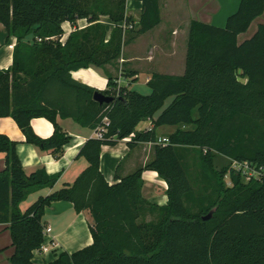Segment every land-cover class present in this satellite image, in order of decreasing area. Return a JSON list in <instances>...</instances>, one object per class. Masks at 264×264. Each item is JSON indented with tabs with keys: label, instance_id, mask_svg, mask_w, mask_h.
Listing matches in <instances>:
<instances>
[{
	"label": "trees",
	"instance_id": "1",
	"mask_svg": "<svg viewBox=\"0 0 264 264\" xmlns=\"http://www.w3.org/2000/svg\"><path fill=\"white\" fill-rule=\"evenodd\" d=\"M137 1L138 26L127 9ZM263 15L264 0H241L224 27L191 21L184 74L153 73L147 82L152 92L143 95L119 85L107 68L121 59L125 45L162 23L160 0H0V24L8 40L17 39L12 66L0 70V118L14 119L27 143L57 160L71 142L58 117L106 130L80 149L88 168L75 182L25 212L20 206L27 197L55 187L60 174L44 168L27 174L16 142L0 134V224L12 236L10 263L34 264L35 251L46 243V209L67 202L78 214L90 212L93 244L73 254L63 251L46 264H264V176L247 183L232 164L222 171L213 164L221 156L264 168V24L239 41ZM78 20H87L88 27L62 43V25ZM93 67L108 77L104 92L72 78V72ZM97 92L114 101L101 105L94 100ZM40 117L54 125L51 138L35 135L31 122ZM143 121H152L153 128L138 132ZM191 125V131L177 129L168 144L158 142L157 128ZM127 139L131 148L154 145V156L110 184L100 167L102 148ZM192 150L197 155L190 162ZM145 171L167 183V205L144 196Z\"/></svg>",
	"mask_w": 264,
	"mask_h": 264
},
{
	"label": "crops",
	"instance_id": "2",
	"mask_svg": "<svg viewBox=\"0 0 264 264\" xmlns=\"http://www.w3.org/2000/svg\"><path fill=\"white\" fill-rule=\"evenodd\" d=\"M241 0H160L162 23L154 30L139 35L138 38L128 46L137 48L138 45L146 40L145 38L160 33V37L164 44L155 45V51L151 45L146 47V59L135 57L136 60H146L155 62L151 64L150 75L146 74L144 84L148 86V80L153 73H161L166 75H177L178 72H185V58L187 50L188 29L191 21L196 20L202 23L214 25L216 27H224L229 17L234 15L240 6ZM128 14L133 16L135 20L140 19L142 11V3L129 2ZM264 24V15L257 18L250 26L247 33L239 36V41L243 42L252 38L258 31V26ZM79 25L88 26L86 20H78L76 24L66 22L62 25L64 37L62 43H65L71 32L77 29ZM112 25V24H111ZM6 29L0 24V70H6L13 64L14 48L17 45V39L11 38L8 40ZM178 39H184L183 44V59L179 69L174 68L176 56L178 54ZM33 40V36L27 38V42ZM156 44V43H155ZM158 54V55H157ZM166 64V65H165ZM112 69L111 66H108ZM137 71V70H136ZM113 78L120 80L122 86H127L130 90L133 87L141 85V75L132 73L128 77L118 78L115 73L109 72ZM72 78L82 84L91 86L98 91H106L108 88V77L101 70L96 68L83 69L72 72ZM115 80V81H116ZM158 114L156 116V119ZM58 124L62 131L71 138V142L65 146L64 155L58 160L54 158L51 152L43 151L27 143V137L23 135L16 121L11 117L0 118V134L8 136L12 141L16 142V151L19 155L23 169L30 174L39 169H46L50 175L60 174L59 181L53 188H44L41 191L29 195L20 208L25 212L28 207L36 203L42 196H48L65 184H73L76 178L88 167V163L84 158L79 157L80 149L84 144L96 138L97 134L94 129L83 128L73 119H62L58 117ZM32 129L40 138L48 139L53 136L55 131L54 125L45 118H36L31 122ZM153 128L152 121H143L137 127V131H145ZM177 129H182V126L168 127L163 126L157 128L158 138H168L174 134ZM129 139L120 142L116 146L103 147L101 155V170L106 180L110 184H115L116 179L124 178L126 175L135 172L136 170L145 167L146 160L144 151L149 150L150 143H141L134 147L128 146ZM146 145V146H144ZM141 149H144L141 151ZM154 156H151V158ZM5 169V158L0 154V172ZM145 187L143 190L144 196L155 205L165 206L169 199L167 198L168 185L155 172L145 171L143 173ZM46 227H51V237L47 243L49 248L48 253L42 250L35 251L34 264H46L55 259L63 251H68L73 254L77 250L91 246L93 244V236L90 232V227L93 223V218L89 211H84L80 214L76 213L74 206L71 203L59 202L48 207L44 216ZM53 243V244H51ZM49 244V245H48ZM45 245V246H46ZM14 254L12 245V236L8 230V225L0 224V264H11L10 259Z\"/></svg>",
	"mask_w": 264,
	"mask_h": 264
},
{
	"label": "rangeland",
	"instance_id": "3",
	"mask_svg": "<svg viewBox=\"0 0 264 264\" xmlns=\"http://www.w3.org/2000/svg\"><path fill=\"white\" fill-rule=\"evenodd\" d=\"M108 22H109V20L107 18H104V23H108ZM138 22H139V19L137 18V20H136L137 26H138ZM107 25H108L109 31H111L114 28V25H111V24H107ZM77 29H78V27H77ZM131 35H134V34L131 33ZM145 39L146 40H143L138 45L137 48H132L131 46L125 45L122 49L123 54H122L121 59L117 61V63L112 67V69L108 67L107 70H108V72L113 73V75L116 73L118 75V78H122L121 77L122 71L125 73L124 76H126V77H128L132 73H137L138 75L140 73H143L141 75V79H140L142 84L139 86L133 87L131 90L138 92V93H141L143 95H150L152 91L149 88V86L144 84V82H145L146 74L150 75V73H151V69H152L151 64L152 65H153V63L155 64L157 60L155 62H148L146 60L140 61V59H139V61H138L135 59L134 56L146 59V57L148 58V56L146 55V50H147L146 47L148 45H151L152 49H154V51H155V45H161V44H164V42L162 41V38L160 37V33H158V32H155V34L152 36V38L147 37ZM183 44H184V39H182V40L178 39V47H177L178 48V54L176 56V61L174 63V68L177 70L181 66L180 64L182 63V59H183V54H182L184 51ZM185 48H186V50L188 49L187 45H185ZM102 72L104 73V71H102ZM183 74H184V71L177 73V75H183ZM241 80L243 82L246 81L245 79H241ZM117 83H119V85L122 86V83H120V80H117ZM172 101H173V99L169 100L166 103L165 108H167L172 103ZM195 118H198L197 113H195ZM182 128L186 131H191V130L195 129V126L194 125L182 126ZM144 146H146V145H144ZM148 147H149L148 148L149 150L146 149L143 152L144 156H145V160L147 161L146 164L153 158V157L151 158V156L154 153V145L148 146ZM143 150L144 149H141V151H143ZM195 155H197V151L192 150L191 154H190L191 157H189L190 162L193 160ZM213 164H214L215 168L217 169V171H222L225 168H229L231 166V161L227 158H223L221 156H216L214 158ZM224 181L226 182L227 186H229V187L232 186V182L230 181L228 175L225 177Z\"/></svg>",
	"mask_w": 264,
	"mask_h": 264
},
{
	"label": "built area",
	"instance_id": "4",
	"mask_svg": "<svg viewBox=\"0 0 264 264\" xmlns=\"http://www.w3.org/2000/svg\"><path fill=\"white\" fill-rule=\"evenodd\" d=\"M87 26L86 25H79L78 29L79 30H83L85 29ZM124 28H126L124 26ZM46 41H49L51 39L47 38L45 39ZM53 40V39H52ZM37 41L39 42H43L44 39L42 38H38ZM106 126L109 125L108 121H105ZM106 132V130L104 128H100L99 131L96 132L97 136L96 138L98 139H102L104 137V133ZM159 143L161 144H168L169 143V139L168 138H162L158 140ZM232 168L233 170H235L237 173H239L241 175V177L247 182L250 183L253 180H259L264 176V168H256L255 166H253L252 164L244 161L242 163L239 162H232ZM51 227H46L44 230V234L45 235V239H46V243L44 244L43 248L41 249L42 252L48 253L49 248L47 247V243H50L48 240L51 237ZM53 244V243H51ZM46 245V246H45ZM49 245V244H48Z\"/></svg>",
	"mask_w": 264,
	"mask_h": 264
},
{
	"label": "water",
	"instance_id": "5",
	"mask_svg": "<svg viewBox=\"0 0 264 264\" xmlns=\"http://www.w3.org/2000/svg\"><path fill=\"white\" fill-rule=\"evenodd\" d=\"M94 100L97 101L98 103H100L101 105H105V104L107 105V104H110L114 101L112 97H109L107 95L105 96L99 92L94 94ZM211 217H212V214L210 213V216H207L204 219H205V221H208V220H210Z\"/></svg>",
	"mask_w": 264,
	"mask_h": 264
}]
</instances>
